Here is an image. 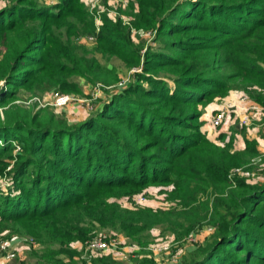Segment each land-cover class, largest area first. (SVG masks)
<instances>
[{"label":"trees","instance_id":"1","mask_svg":"<svg viewBox=\"0 0 264 264\" xmlns=\"http://www.w3.org/2000/svg\"><path fill=\"white\" fill-rule=\"evenodd\" d=\"M8 3L0 8V171L14 163L0 193V235L34 238L42 246L34 254L56 264L102 230L141 246L154 228L178 238L206 228L209 238L180 264H264V155L256 140L244 138L242 150L233 138L209 140L201 120L204 106L231 91L264 109V0H132V26L155 32L157 47L143 54L128 27L102 15L97 28L80 0ZM86 37L92 49L79 44ZM115 59L121 73L140 72L83 122L12 103L20 91H77V77L108 88L119 79ZM150 191L162 207L136 202Z\"/></svg>","mask_w":264,"mask_h":264},{"label":"rangeland","instance_id":"2","mask_svg":"<svg viewBox=\"0 0 264 264\" xmlns=\"http://www.w3.org/2000/svg\"><path fill=\"white\" fill-rule=\"evenodd\" d=\"M10 1L11 0H0V8L5 7V5ZM131 1L132 0H80V2L85 6L88 13L93 16L94 24L97 28L102 25V15H106L107 18H109L112 22H116L118 20L121 21L124 26L128 27L131 40L137 47H141L140 52L143 54L149 46H153L154 48L157 47V44L154 42L155 35L154 33H149V31L136 29L132 26L131 17L129 16L130 9L128 8ZM47 2L49 4H54L57 2V0H47ZM78 42L79 44L86 46V48L88 49H92L96 44L95 40L90 37L83 38ZM97 57L98 60L102 62L100 57ZM112 63L117 66V69L119 70V79L116 83L108 88L99 86L100 91H98L97 89H95L97 87L87 84L83 79L77 77L74 78V80L79 85V90L77 91L62 92L57 89H52L48 92L38 95H32L31 93L20 91L18 96L15 97L16 100H14L12 103L14 105H18L19 107H21V109L26 110L27 112H37L40 110L52 112L56 116L64 118L66 121H68L69 124H77L83 122L84 119L88 118L94 110L101 106V100L106 101L113 94V92H117L128 84L131 79V75L134 72H140V69H137L130 70L127 73H121V69H119L121 62L115 59L112 61ZM121 83L123 86L120 85ZM2 86L3 83L2 85L0 84V88H2ZM54 92H60L70 95L72 98V102L66 107L55 108L51 105V94ZM106 92L107 94H109V97H106L107 99L105 100L103 94ZM231 93L234 94L233 96H236V100L240 96H245L250 102H252L241 91H231L228 96L224 98H216L213 102L208 103L202 109L201 120L203 118V115L205 114V117L203 118L204 121L202 120L203 126L205 123L208 124V122H210L211 125V119L215 110L219 107L224 99L230 96ZM214 104H216L218 107L214 110L212 108L211 110L210 108ZM2 111L3 108L0 107V114L2 113ZM231 115V117H227L230 118L229 120H231L232 122L230 123V126L235 127V129H238V131L236 132L234 130L233 132H231L230 138H234L235 133L239 132L243 135V133L246 132L245 130H249L250 132H254V135L256 137L264 140L262 126H260L259 124H254L248 127H243L240 124L238 114ZM219 128H215L217 130H213L217 132L219 131ZM18 148L14 149L13 154L19 152ZM259 150L261 151V149ZM3 163L5 162H0V167ZM13 163L14 160L10 161L9 164H7V166L2 169V171H0V188L4 189V191L6 189L3 184L6 183L4 181L7 178L9 179L8 173L11 171ZM1 189L0 193L2 192ZM138 196H144L145 198L141 203L137 202L136 200V202L138 204H141V206L152 207L154 209H158L163 206V197H159L160 195L156 191H150V193L144 195L141 194ZM127 199L128 198H126L125 200ZM128 203L129 202H125L124 206ZM13 236H17L21 242L18 246L19 250L17 248V256L14 260H5L3 258H0V264H4L5 261H7L5 264H45L39 259V256H36L34 254L40 253L42 251V246L38 245L34 238L23 234L4 233L0 235V239H7ZM191 236L192 238L189 235L183 238H178L176 235L158 227L154 228L152 231H150V233L147 234V241L142 244L143 246H138L131 245L123 235H115L108 230H102L101 232H99V235L95 236V238L101 237L107 240L108 243L113 244V246L108 247L105 252L91 258V253L89 252L88 254V252L86 251V245L79 244L80 247L78 249L75 247L77 249V253L72 258L62 257L60 262L56 264H81L82 261H85L88 264V262H90L89 260L97 259L102 256H111L117 264H137L136 260L142 259L145 256L152 259L156 264H180L182 258L186 256L187 253L191 252L195 248L196 244L199 245L200 242H203L205 239L209 238V231L205 228L204 230L202 229L201 231L191 233ZM111 240H114L116 243L111 242ZM165 245H169L167 251L155 252L156 248L163 247ZM152 249L154 252L152 251Z\"/></svg>","mask_w":264,"mask_h":264},{"label":"built area","instance_id":"3","mask_svg":"<svg viewBox=\"0 0 264 264\" xmlns=\"http://www.w3.org/2000/svg\"><path fill=\"white\" fill-rule=\"evenodd\" d=\"M149 33L155 35V32H150ZM91 38V37H90ZM93 39V38H92ZM3 82H0L2 85ZM121 86L122 83L120 84ZM51 100L52 103L51 105L54 106L55 108H63L69 105L72 102V98L70 95L63 94L60 92H54L51 94ZM236 103L238 105H233V104H228L226 106H223L222 108L216 110L213 114V117L211 119V125L214 128H219L221 127L222 123L224 120H226L227 117H229L233 111L238 110L239 111V120L240 124L243 127H248L250 125L254 124H259L262 126L263 129V135H264V109L253 102H250L245 96H240L237 100ZM263 152V153H262ZM261 152V155H264V148ZM252 165L258 166L261 163V156L253 159L251 161ZM10 169V168H9ZM8 169V170H9ZM236 172L244 175V176H254V174H250L249 172H243L240 169H237ZM3 184L5 187L4 189H1L4 193L7 192L8 187L10 186V181L7 178ZM145 198L144 197H139L137 198V202L141 203ZM209 231L211 229H208ZM191 238V234L189 235ZM111 242H115L114 240H111ZM20 239L17 236H13L11 238L7 239H0V258H3L5 260H14L17 256V248L20 244ZM116 243V242H115ZM86 251L91 253V258L93 256H96L100 253H103L107 250L108 247L113 246L112 243H108L107 240L101 238V237H94L90 241H88L86 244ZM169 245H165L163 247H158L155 249V252H161V251H167ZM153 251V249H152ZM154 252V251H153ZM90 258V259H91ZM90 261V260H89ZM7 261L4 262V264ZM133 264V263H132Z\"/></svg>","mask_w":264,"mask_h":264},{"label":"crops","instance_id":"4","mask_svg":"<svg viewBox=\"0 0 264 264\" xmlns=\"http://www.w3.org/2000/svg\"><path fill=\"white\" fill-rule=\"evenodd\" d=\"M103 95H104L105 100L109 97L108 96L109 94H107V93H104ZM233 95L234 94L231 93L228 98L224 99L221 102V104L219 105V107L216 104H214V105L211 106L210 109L212 110V108H213V110H214V109H216L218 107L216 109V110H218V109H220L223 106H226L228 104L237 105L236 104V98H235L236 96H233ZM103 101L104 100H101V102H103ZM232 114H238L239 115V111L238 110L233 111ZM231 116L232 115H230L229 117H231ZM204 117H205V114L203 115V118ZM203 118H202V120L204 121ZM229 119L230 118H226V120H224V122L222 123L221 127L218 129L219 131H217V132L214 131V130H217V129H215L212 125H210V122H208V124H206V123L204 124V126L202 127V131H204L206 133L207 137L209 138V140H211L213 142L219 143L220 142L219 141V138L222 137V136H223V138H225L226 140H228L231 137V132H233L234 130L236 132L238 131V129H235V127L230 126V123H232V122ZM245 131H244L245 133H243V135L241 133H239V132L234 134V138H233L234 149L235 150H242L244 148V138H247L249 140H256L257 143H258V148L261 149V151H262L263 148H264V140L256 137L254 135V132H252V131L251 132L249 130H245ZM79 244L80 243L74 244L73 247L74 248L76 247L78 249L80 247ZM18 250H19V248H18Z\"/></svg>","mask_w":264,"mask_h":264}]
</instances>
